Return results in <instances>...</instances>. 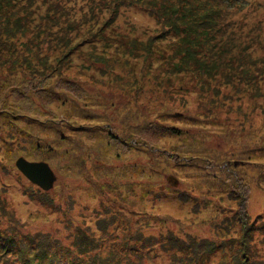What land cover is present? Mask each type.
I'll list each match as a JSON object with an SVG mask.
<instances>
[{
    "label": "rangeland",
    "instance_id": "obj_1",
    "mask_svg": "<svg viewBox=\"0 0 264 264\" xmlns=\"http://www.w3.org/2000/svg\"><path fill=\"white\" fill-rule=\"evenodd\" d=\"M120 1L35 0L34 8L42 6L35 15L29 8L15 9L22 17L20 42L31 50L27 59L38 70L46 68V75L40 76L41 88L12 89L9 97L11 85L0 91V110L5 98L19 107L17 113H0V214L15 217L19 224L27 218L26 230L56 232L66 242L71 239L70 207L77 224L90 226L88 237H104L95 223L104 230L109 227V242L124 241L123 222L141 213L155 219L156 234L188 232L212 238L218 212L238 205L226 199L216 202L217 208L201 210L199 205L196 210V201L217 199L211 191L239 177L236 182L251 194L249 210H264V0H243V9L217 4L224 14L210 35L211 45L222 50L221 60L233 69L206 72L197 66L177 71L179 59L169 39L156 37L146 49L159 25L143 7ZM55 9L70 17L58 15L59 25L70 23L77 29L85 19L88 25L67 33L66 43L51 35L45 38L57 26L41 21ZM99 31L101 40L92 36ZM203 57L196 55V60H211ZM25 73L31 72L17 67L11 83L23 82ZM246 75L258 80L257 88ZM229 79L231 84L226 83ZM82 125L84 130L78 129ZM168 126L181 134H170ZM105 128L113 136L102 138ZM131 136L132 143L126 141ZM74 144L83 145L80 170L68 168L63 154ZM231 152H237L233 159ZM19 157L50 165L56 174L47 190L52 203H43L37 186L16 168ZM237 161L242 166L233 170L230 163ZM133 165L139 170L128 168ZM151 167L158 171L151 172ZM129 181L135 190L117 195V183ZM154 184L165 187L161 196L148 188ZM199 191L208 193V199ZM166 253L156 247L146 264H171L173 252ZM6 256L11 260L13 255Z\"/></svg>",
    "mask_w": 264,
    "mask_h": 264
},
{
    "label": "trees",
    "instance_id": "obj_2",
    "mask_svg": "<svg viewBox=\"0 0 264 264\" xmlns=\"http://www.w3.org/2000/svg\"><path fill=\"white\" fill-rule=\"evenodd\" d=\"M34 2L35 0H0V22L2 23H0V91L6 85H11L6 97L11 95L10 91L12 89L14 91L25 89L26 91L29 88H36V85L40 84V88L44 85L40 76L46 75V68L41 66L39 71L37 66L32 67L30 65L27 57H29L31 50L27 47V42H20L21 40L18 36L23 33L18 30L19 28L20 31L23 30V26L20 25L22 17L19 16L18 11L15 9L29 8L32 11L31 14L35 15V12L41 10L42 6L37 4L34 8ZM120 2H124V5L127 3L129 6L130 4L133 6L138 4L154 18L160 30L145 48L150 49L152 43H156V37L171 40L170 50L174 58L180 61H178L179 69L177 71H184L183 67L187 69L188 67H194L196 69V66L198 67L197 70L203 72H206V70H218L219 67L233 69L230 64L221 60L222 55L220 52L222 50L211 45L210 35L216 31V23L224 14L219 8H215L218 6L217 4L228 9L235 7L243 9V0H136L137 3L121 0ZM62 14L67 19L70 18L69 14L55 9L45 22L41 21L46 27L52 24L57 26L51 33L45 34V38L51 35L56 42L66 43L69 39L67 33L79 32L84 25H88L87 19L79 22L77 29L70 27V23L69 25L68 23L59 25L58 15ZM43 31L44 29L42 28L39 32L43 33ZM102 35L103 32L99 31V33L95 32L92 36L99 37L101 40L103 39ZM11 39H13V42H9ZM117 45L120 46L121 44L118 43ZM137 47L138 45L134 47L135 50H137ZM196 55L204 56L202 59H206L209 56L211 60L207 62L196 60ZM17 67L21 68L22 73L26 69L31 73L23 74V82L11 83L10 79L12 78L10 75L16 71ZM246 80H253V86H256L254 84L258 82L256 78L248 75H246ZM226 83L231 84L232 81L229 79ZM3 103L4 109L0 110V113H13L19 109L18 106L8 102L6 98ZM12 116H16V114H12ZM81 128L84 130L83 125L78 129L81 130ZM168 129L171 131L170 134L172 133L176 136L181 134L179 129L175 127L168 126ZM75 130L77 129L75 128ZM103 131L102 138L104 135L106 137L113 136L109 129L107 131V128H105ZM115 137H119L120 141L125 139L120 136ZM61 138L67 140L63 133ZM132 139L133 136L126 141L132 143ZM82 146V144H74L72 148L66 147L63 154L67 156L68 168H78L79 170L82 168V158L79 157V147ZM147 148L145 150L149 152L153 150V147L151 149ZM229 155L233 159L237 152H231ZM77 156L78 158H76ZM73 162L79 167L75 166ZM241 162L237 161L230 163V165L235 170L236 167L242 166ZM134 166L128 168L139 170V168ZM152 169L153 167L150 168L151 172L155 173L158 171ZM240 179L238 177L235 181L233 180L226 185L225 188H217V190L211 191L215 193L214 196H217L216 200H204L203 204L196 201V210L199 205L201 210L204 208L211 209L213 206L217 208L218 203L216 202L226 199L238 205L237 208L225 207L224 211L218 212L220 217L216 218L213 226L215 234L212 238H199L188 232L182 235L172 232H159L156 234L153 229V221L155 219H149V215L141 213L144 216L134 217L125 221L123 219L127 230V238L124 241L119 243L109 242L106 240V237L111 235L107 231L109 227L104 230L95 223V229H100L101 231L99 232L104 234V237L95 235L94 231H92L94 235L88 237L91 236L87 234L90 226L77 224L73 216L74 209L70 207L69 209H72L71 218L68 220H70L69 227L72 228L71 239L66 242L56 232L26 230L27 218L19 224V220L15 217L0 214V224L5 225L0 226L4 227L0 228V264H146L148 261L147 256L156 247L167 255L168 253L166 252L168 250L173 252L171 254L173 255L171 264H264V210L256 213H252L249 210L251 194L248 197L247 188L245 189L240 182H238L239 186H237L236 180ZM234 182L237 185H234ZM258 182V185L262 186L261 181L258 180ZM38 188L37 186L35 191L40 192L37 195L39 199L43 203H52L53 198L49 196V192L42 189L41 191ZM134 188L135 185L130 181L122 184L117 183V195L123 197L128 192L135 190ZM148 188L158 196H161L165 189L163 185L155 184L153 186L149 185ZM199 192L203 194V199H208L206 196L208 193L205 194V191ZM111 195L114 196V192H111ZM134 215L137 214L134 213ZM59 221L62 222L63 218ZM63 224L65 225V223ZM160 231L163 230L160 229ZM106 233L109 235L105 236ZM163 241L167 245L164 246ZM6 253L13 255L11 260L7 258Z\"/></svg>",
    "mask_w": 264,
    "mask_h": 264
},
{
    "label": "water",
    "instance_id": "obj_3",
    "mask_svg": "<svg viewBox=\"0 0 264 264\" xmlns=\"http://www.w3.org/2000/svg\"><path fill=\"white\" fill-rule=\"evenodd\" d=\"M15 165L31 183L42 190L51 189L56 181V174L46 161H28L23 157H19L15 161ZM170 178L169 176L168 179Z\"/></svg>",
    "mask_w": 264,
    "mask_h": 264
}]
</instances>
